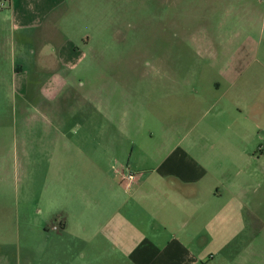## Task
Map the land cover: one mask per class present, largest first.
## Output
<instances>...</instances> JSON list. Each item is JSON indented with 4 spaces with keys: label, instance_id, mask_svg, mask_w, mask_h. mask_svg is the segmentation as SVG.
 I'll return each instance as SVG.
<instances>
[{
    "label": "rangeland",
    "instance_id": "1",
    "mask_svg": "<svg viewBox=\"0 0 264 264\" xmlns=\"http://www.w3.org/2000/svg\"><path fill=\"white\" fill-rule=\"evenodd\" d=\"M18 8L0 0V264H94L91 233L69 219L63 232L62 212L92 225L107 181L132 193L122 172L157 178L145 167L176 145L205 181L231 174L235 114L264 103V0H63L45 29L20 28ZM55 46L72 49L61 71L41 62ZM263 237L203 262L264 264ZM132 247L103 251L134 264Z\"/></svg>",
    "mask_w": 264,
    "mask_h": 264
},
{
    "label": "crops",
    "instance_id": "2",
    "mask_svg": "<svg viewBox=\"0 0 264 264\" xmlns=\"http://www.w3.org/2000/svg\"><path fill=\"white\" fill-rule=\"evenodd\" d=\"M9 1L11 11L16 5L21 7L20 28L45 29L48 18L63 0H27L25 5L22 0ZM58 31L59 25H52L50 33ZM71 50L46 48L41 62L46 68L55 65L61 71L69 63L66 57H70ZM19 68L21 71L15 73L22 74L24 69ZM260 79L264 85V69ZM57 82L64 85L65 80ZM245 110L235 114L231 147L218 146L221 153L228 152L226 147L232 150L231 174H213L205 181L210 174L208 167L186 149L176 157V145L160 164L144 169L151 175L158 171L160 176L137 178L132 193L117 180L107 181L108 195L101 202L105 210L96 212L97 219L89 213L92 225H85L82 214L74 210L66 215L62 212L59 222L63 232L68 230L69 219L80 232L91 233L89 244L99 250L94 264H112L103 248L123 250L129 240L133 242L134 264H204L203 258L215 259L209 249L218 253L243 243L251 245L257 239L258 226L264 229V103L245 104ZM66 203V209L70 203L76 207L74 199H66ZM235 218H242L241 226L223 237L222 231L231 223L233 227ZM102 235L104 240H98Z\"/></svg>",
    "mask_w": 264,
    "mask_h": 264
},
{
    "label": "built area",
    "instance_id": "3",
    "mask_svg": "<svg viewBox=\"0 0 264 264\" xmlns=\"http://www.w3.org/2000/svg\"><path fill=\"white\" fill-rule=\"evenodd\" d=\"M122 174H123V181L125 182V184H127V186L130 185L133 186L136 183L137 178L132 173L126 174L125 171H123ZM54 229L56 230L57 227H55Z\"/></svg>",
    "mask_w": 264,
    "mask_h": 264
}]
</instances>
